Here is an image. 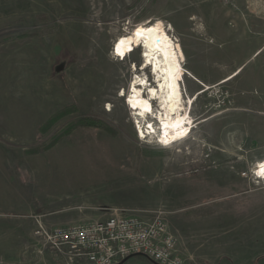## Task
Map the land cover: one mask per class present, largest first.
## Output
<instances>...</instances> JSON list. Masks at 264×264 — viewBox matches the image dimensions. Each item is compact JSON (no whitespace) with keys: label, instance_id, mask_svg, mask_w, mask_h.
I'll return each instance as SVG.
<instances>
[{"label":"rangeland","instance_id":"rangeland-1","mask_svg":"<svg viewBox=\"0 0 264 264\" xmlns=\"http://www.w3.org/2000/svg\"><path fill=\"white\" fill-rule=\"evenodd\" d=\"M233 11L245 15L244 48L259 49L264 0H0V221L21 224L23 242L21 256L0 255V264L33 263V216L52 228L116 209L148 218L165 211L189 264H264V185L253 176L264 160V55L237 53L231 64L244 71L222 87L232 105L220 110L199 97L191 136L169 149L138 139L121 97L143 76L133 67L143 61L135 48L145 27L167 29L180 54L179 45L206 43L209 14ZM125 41L128 56L118 52ZM188 77L186 101L201 88ZM66 108L76 111L41 131ZM84 118L113 133L79 127Z\"/></svg>","mask_w":264,"mask_h":264},{"label":"built area","instance_id":"built-area-1","mask_svg":"<svg viewBox=\"0 0 264 264\" xmlns=\"http://www.w3.org/2000/svg\"><path fill=\"white\" fill-rule=\"evenodd\" d=\"M200 86L196 95L215 99L216 108L232 105L229 92L221 85ZM35 236L43 249L61 254L65 264H120L134 255L156 264H189L180 254L179 240L163 210L148 218L116 209L104 219L65 227L39 223Z\"/></svg>","mask_w":264,"mask_h":264},{"label":"bare ground","instance_id":"bare-ground-1","mask_svg":"<svg viewBox=\"0 0 264 264\" xmlns=\"http://www.w3.org/2000/svg\"><path fill=\"white\" fill-rule=\"evenodd\" d=\"M139 37L142 38L138 42L142 45L143 61L140 68L135 64L133 70L135 73L142 71L143 76L137 75L133 78L129 86V96L123 92L121 97H125L126 106L136 117L138 139L149 138L157 144L162 142L170 145L177 139L187 137L193 128L191 111L199 100L196 95L198 91L189 96L188 101L185 100L183 91L187 89H183L184 77L192 76L186 72L176 41L174 42L167 29L154 23L145 27ZM133 49V45L125 41L118 52L128 56ZM115 58L118 59V55ZM240 69L238 74L224 83L239 76L244 71V68ZM151 74L155 77L153 82L149 78ZM192 80L199 83L194 78Z\"/></svg>","mask_w":264,"mask_h":264},{"label":"crops","instance_id":"crops-1","mask_svg":"<svg viewBox=\"0 0 264 264\" xmlns=\"http://www.w3.org/2000/svg\"><path fill=\"white\" fill-rule=\"evenodd\" d=\"M219 10V9H218ZM245 15L233 11V13H212L209 14L206 23V43L201 45L197 41L189 42V46L184 44L183 50L180 46V58L185 64L190 75L200 84L205 86L221 85L222 87L232 85L239 76L233 80L224 83L239 73L243 66L231 64L232 60H237V53L251 52L250 60H258L264 55V45L255 50L254 44L245 46L241 43L240 32L243 30ZM233 24L231 25V23ZM243 45V46H242ZM184 66V68H185ZM240 69V70H239ZM231 77V78H230ZM191 85H199L192 78H187ZM0 205L2 203L0 202ZM13 209H16V203ZM4 206V203L3 205ZM10 208V207H8ZM9 210V209H8ZM5 214H1L4 216ZM0 216V217H1ZM32 218V216H31ZM33 224L30 227V244L28 252L30 258L33 257L32 264H65V258L51 250H45L41 247L39 239L35 236V230L39 223L33 216ZM51 227L67 226L65 223H51ZM21 224L0 221V255L9 256L11 253L14 257L22 255V232Z\"/></svg>","mask_w":264,"mask_h":264},{"label":"trees","instance_id":"trees-1","mask_svg":"<svg viewBox=\"0 0 264 264\" xmlns=\"http://www.w3.org/2000/svg\"><path fill=\"white\" fill-rule=\"evenodd\" d=\"M75 111H76L75 108H66V109H63V110L59 111L47 123H45L40 128L41 131L44 132L47 128H49L51 126L53 120H57L59 118L71 115ZM78 126L79 127H85V128H96V129L105 130L108 133H113V130L111 129V127L109 125H107L103 121L97 120V119H92V118L81 119L79 124H78ZM72 131L73 130L68 131L67 134L71 133ZM51 148H52V146H48V147H45L44 150H49Z\"/></svg>","mask_w":264,"mask_h":264},{"label":"water","instance_id":"water-1","mask_svg":"<svg viewBox=\"0 0 264 264\" xmlns=\"http://www.w3.org/2000/svg\"><path fill=\"white\" fill-rule=\"evenodd\" d=\"M134 256H140V255H134ZM134 256H131V257H134ZM131 257H129V258H131ZM129 258H127L126 260H128ZM156 264V263H155Z\"/></svg>","mask_w":264,"mask_h":264},{"label":"snow or ice","instance_id":"snow-or-ice-1","mask_svg":"<svg viewBox=\"0 0 264 264\" xmlns=\"http://www.w3.org/2000/svg\"><path fill=\"white\" fill-rule=\"evenodd\" d=\"M139 31V30H138ZM262 168H264V165L261 166Z\"/></svg>","mask_w":264,"mask_h":264}]
</instances>
